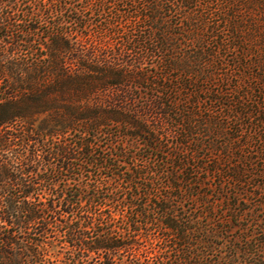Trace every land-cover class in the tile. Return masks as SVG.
Segmentation results:
<instances>
[{
    "label": "trees",
    "instance_id": "1",
    "mask_svg": "<svg viewBox=\"0 0 264 264\" xmlns=\"http://www.w3.org/2000/svg\"><path fill=\"white\" fill-rule=\"evenodd\" d=\"M0 264H264V0H0Z\"/></svg>",
    "mask_w": 264,
    "mask_h": 264
}]
</instances>
